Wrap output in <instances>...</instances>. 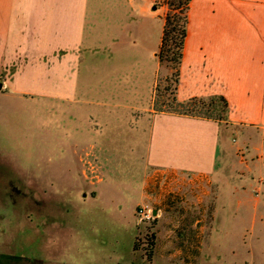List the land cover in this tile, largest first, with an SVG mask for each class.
<instances>
[{"label": "rangeland", "instance_id": "374dc122", "mask_svg": "<svg viewBox=\"0 0 264 264\" xmlns=\"http://www.w3.org/2000/svg\"><path fill=\"white\" fill-rule=\"evenodd\" d=\"M86 1L34 0L40 24L44 25L43 32L56 37L63 34L58 39L63 48L78 46L85 35L84 28L88 30L89 39L90 31L98 27L94 28L90 17L87 18ZM99 2L103 3L105 12L99 30L102 40H108L110 32L116 30V15L122 18L132 7H136L137 14L147 13L140 15L138 22L143 27L142 34L148 29L147 37L142 39L147 46L152 45L151 36L155 38L158 33L156 29L151 30L150 15L157 17L162 38L166 16L175 14L173 19L176 15L182 18L181 10L176 13L175 6H171L173 3L178 7L179 0ZM24 14L27 19L26 7ZM169 45L176 53L172 43ZM160 48L161 45L153 108L175 111L179 109L176 103L179 102L181 65L177 67L172 61L174 55L161 54ZM39 49L48 53L51 61L54 58L51 51L60 47L42 44ZM39 59L32 67H20L22 63L16 67L11 63L0 69V95L15 91L10 97L0 96V264H264L262 134L260 138L255 129L247 132L243 131V124L230 123L229 136L224 141L230 144V152H224L226 162L221 175L212 178L179 176L175 185L164 183L162 186L160 194L172 192L170 195L175 202L194 212L191 216L201 222L196 223L199 242L189 246L193 250L189 249L183 242L192 235L190 230L178 231L175 223L162 219L151 222L141 219L139 208L160 206L159 193L149 194L152 204L142 202L137 206L138 194L121 189L128 183L138 184L130 180L125 165H116L118 172L111 174L116 189H100L101 198H97L95 186L104 183L100 173L105 171L102 165L87 163L85 176L83 171V175H76L74 171L84 148L81 145L88 141L89 133L77 131L75 119L68 114L71 107L66 112H53L50 107L52 100L48 96L54 94L73 102L84 101L78 95L84 80L90 77L97 82L106 80L123 70L122 67L115 65L106 69L104 65V69L99 68L95 73L84 72L76 81L75 76L73 80L69 76L58 83L59 76L52 78L51 74L56 70ZM65 69L68 68L57 71L65 72ZM20 71H25V77L19 78ZM147 73L149 75V69ZM82 119L87 123V117ZM224 121H229L228 116ZM117 173L120 175L116 176ZM122 209L124 211L118 212ZM158 231L157 236L163 243L161 253L155 256L151 238ZM185 247L189 251L188 262L178 257Z\"/></svg>", "mask_w": 264, "mask_h": 264}, {"label": "crops", "instance_id": "0c3cea01", "mask_svg": "<svg viewBox=\"0 0 264 264\" xmlns=\"http://www.w3.org/2000/svg\"><path fill=\"white\" fill-rule=\"evenodd\" d=\"M86 3L87 18L98 30L90 31L88 39V30L84 28L85 35L78 46L63 48L58 40L63 34L56 37L43 32L34 0H0V69L11 63L16 67L18 63H26L20 65L23 68L32 67L40 58L39 62L56 70L51 74L52 78L59 76V83L69 76L70 80L75 76L76 81L84 72L95 73L104 69V65L106 69L121 66L123 70L106 80L97 82L86 77L78 93L84 101L73 102L56 94L48 96L53 112H66L71 107L68 114L75 119L77 131L89 133L88 141L81 145L84 148L74 171L76 175L84 173L87 163L102 165L105 171H99L104 183L95 186L97 198H101L100 189H116V181L111 182V174L118 172L116 165H125L130 180L138 184L128 183L121 189L138 194L137 206L142 202L152 204L149 194L158 192L161 204L152 208L156 218L175 223L178 231L190 230L192 235L183 244L193 250L189 246L199 242L196 225L200 220L191 216L194 214L191 210L180 207L170 195L172 192L160 193L164 183L175 185L179 176L221 175L226 162L224 152H230L228 141L225 144L230 123L243 124V131L255 129L260 138L261 134L264 137V0H192L189 5L177 99L185 102L196 97L223 96L229 105L228 122L154 109V79L160 68L158 49L162 40L157 17L150 15L151 30L158 32L155 38L151 36L152 45L142 43L148 29L143 35L138 22L140 15L147 13L137 14L136 7L129 8L122 18L116 13V30L110 32L108 40H102L99 30L105 14L103 3L99 0ZM42 44L60 47L51 51L53 60L39 49ZM63 68L70 70L58 73ZM18 75L25 77V71ZM13 93L0 96L10 97ZM82 117H87V123ZM120 206L123 208V202ZM158 233L155 256L161 253L163 243ZM186 247L178 257L188 262Z\"/></svg>", "mask_w": 264, "mask_h": 264}, {"label": "trees", "instance_id": "16d2710c", "mask_svg": "<svg viewBox=\"0 0 264 264\" xmlns=\"http://www.w3.org/2000/svg\"><path fill=\"white\" fill-rule=\"evenodd\" d=\"M191 1L192 0H179L178 7L173 3L171 4L172 7L175 6L174 11H176V13H178L177 11L181 10L182 18L176 15V18L173 19L172 17H175V14L172 16L171 15L166 16L164 35L162 38L160 53L161 54L162 53L173 54L175 57L173 56L172 61L176 63V66L178 65L177 67L181 65L182 58H183L184 45H185V40L187 38V33H188L187 32L188 12H189V5ZM172 19H173V22H172ZM177 22L179 23L178 26L176 24ZM169 42L172 43V46H174L177 49L176 53H175V49L173 50L171 49ZM176 104L179 107V109L173 112L180 113V114L191 115V116H201V117L214 119L217 121H224L226 120L228 116L229 105H228L227 100L223 96H218V97L216 96L210 99L191 98L185 102H177ZM219 106L221 107L220 109H219ZM220 112H221V115H220ZM151 240H152L151 244L152 246H154L156 244L155 234L152 236ZM138 245L139 244H136V247H138ZM152 252L149 255L150 259L153 256Z\"/></svg>", "mask_w": 264, "mask_h": 264}, {"label": "built area", "instance_id": "2783aa9c", "mask_svg": "<svg viewBox=\"0 0 264 264\" xmlns=\"http://www.w3.org/2000/svg\"><path fill=\"white\" fill-rule=\"evenodd\" d=\"M138 215L141 217L143 221L151 222L156 219V215L154 214L153 209L149 207H141L138 210Z\"/></svg>", "mask_w": 264, "mask_h": 264}, {"label": "water", "instance_id": "95a60500", "mask_svg": "<svg viewBox=\"0 0 264 264\" xmlns=\"http://www.w3.org/2000/svg\"><path fill=\"white\" fill-rule=\"evenodd\" d=\"M2 88V85L0 84V89ZM156 215V212L154 213Z\"/></svg>", "mask_w": 264, "mask_h": 264}]
</instances>
